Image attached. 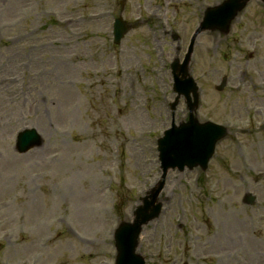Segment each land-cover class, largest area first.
<instances>
[{
    "label": "rangeland",
    "instance_id": "374dc122",
    "mask_svg": "<svg viewBox=\"0 0 264 264\" xmlns=\"http://www.w3.org/2000/svg\"><path fill=\"white\" fill-rule=\"evenodd\" d=\"M120 1L0 0V264H114V230L159 181L157 139L187 118L183 99L170 108L169 64L224 0ZM118 16L133 29L115 45ZM189 71L197 120L226 135L205 170L167 172L136 252L145 264H264V3L201 34ZM31 128L41 144L16 152Z\"/></svg>",
    "mask_w": 264,
    "mask_h": 264
},
{
    "label": "water",
    "instance_id": "95a60500",
    "mask_svg": "<svg viewBox=\"0 0 264 264\" xmlns=\"http://www.w3.org/2000/svg\"><path fill=\"white\" fill-rule=\"evenodd\" d=\"M250 0H225L220 5L209 8L205 11L204 20L201 26L193 35L191 46L184 62L178 65V61L172 64L174 77V91L178 95H184L189 103V120L180 126L173 125L164 136L158 140L159 160L162 176L149 195L142 198L141 204L134 211L132 223H121L115 233V244L117 257L115 264H144L141 256L135 253L137 239L141 227L158 216L160 203L156 198L164 186V180L168 169L177 167L183 170L184 166L189 169L199 165L205 169L209 158L214 152L215 143L225 135V130L211 122L200 124L193 117V110L198 104L197 87L188 72V63L192 51V44L199 32L204 30L217 29L221 32L228 30L231 20L236 16L245 4ZM264 3V0H261ZM114 32L115 42L118 43L122 36L129 30V26L121 19H117ZM220 87L219 89H221ZM193 95V102L190 95ZM175 104H173L174 106ZM40 137L35 130H25L17 138L16 149L20 153L39 146ZM244 202L251 204L253 198L247 195Z\"/></svg>",
    "mask_w": 264,
    "mask_h": 264
}]
</instances>
